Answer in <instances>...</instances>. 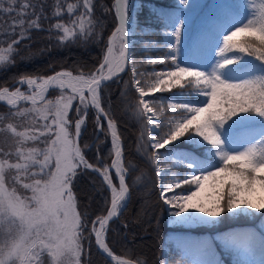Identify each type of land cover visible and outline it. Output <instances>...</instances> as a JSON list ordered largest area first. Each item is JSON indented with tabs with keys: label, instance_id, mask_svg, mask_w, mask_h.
I'll return each mask as SVG.
<instances>
[{
	"label": "snow or ice",
	"instance_id": "snow-or-ice-1",
	"mask_svg": "<svg viewBox=\"0 0 264 264\" xmlns=\"http://www.w3.org/2000/svg\"><path fill=\"white\" fill-rule=\"evenodd\" d=\"M183 2L187 3V0ZM7 4L8 7H4V0H0V13L10 16L15 13V16L4 30V35L16 34V28L19 27V36L23 39L28 29L41 27L38 15L36 19L25 20V17L36 14L35 5L31 0H7ZM127 4L128 0H115L113 7L118 26L109 38L107 54L95 73L74 76L71 72H58L39 83L36 79L25 77L20 83L33 89L31 95L21 92L20 88L12 92L7 87L0 89V101H6L12 108L17 109L13 115L35 111L44 121H48L51 116L50 122L31 130L26 128L24 131H18L10 123L3 129L12 133L16 146L14 152L0 149V219L7 220L6 230L0 232V264H45V253L49 257L48 264H82V242L87 238L86 232L95 235L97 246L106 252L115 264H136L134 261L113 256L103 238L107 221L121 211L129 192L125 184L126 169L121 163L122 145L115 122L108 119L107 128L110 130L112 153L115 156L112 167L118 175L119 189L113 185L108 167L101 169L89 163L78 144L89 106L97 110L96 127L103 130L100 116H107L108 113L100 103L101 81L111 79L118 71H124V65L130 59L127 46ZM78 6H82L84 11L76 17L73 24H78L79 32L87 37L95 27L91 19L92 0H81L80 5L67 4L68 13L74 12ZM261 9L259 18H256L254 10L253 18L246 25L225 36L224 47L220 49L221 56H225V52L232 48H238L242 53L264 60V3L261 4ZM60 12L58 7L56 15H60ZM85 17L88 18L87 31ZM53 28L62 32L58 37L61 42L78 35L77 31L62 23H56ZM242 34L250 39L237 40ZM175 35L178 44L179 29ZM257 42L259 47L256 46ZM16 43L18 41L13 39L6 49H0V64L12 63L13 45ZM168 59L175 63V57ZM164 62L163 59L148 60V63L153 65ZM232 63L233 60L225 59L220 67ZM105 70L108 75H104ZM131 71L140 97L136 105L137 113L150 126V146L157 153L190 132L198 134L209 144L222 148L223 141L217 132L218 126H223L238 113L255 112L264 116V77L229 83L215 73L209 75L177 65L171 71L154 73L153 82L149 87H144L138 78L142 74L137 72L134 65ZM184 78H191L187 83L202 89L209 100L203 107L189 108L190 116L173 117L168 121L170 130L163 138L157 137L153 135L151 128L161 126L156 123L157 112L160 110L147 98L165 89L170 90L173 85L183 87ZM49 87L61 90L55 100H45ZM65 89H69L71 94L65 93ZM20 101H30L32 108H18ZM38 101H44L42 108H37ZM74 101L78 102L75 110L77 117L72 120L69 118V112ZM169 107L178 109L187 106L170 104ZM53 136L54 139L51 138ZM37 141L45 147H24L28 142L35 144ZM217 155L223 161L222 166L206 173L191 175L182 181L189 186V194L167 196L166 193L173 191V184L161 183L160 195L164 203L175 210L176 218L190 210L216 218L226 212L232 213L242 205L246 209L264 210V142L237 153L221 150ZM154 159L159 160V156L156 155ZM80 168L99 172L112 191L111 207L107 216L97 217L90 229L82 213L77 211L72 187ZM156 169L159 173V164ZM9 180L13 185L22 184L32 195L21 197L15 187L9 188ZM25 180L30 182L26 183ZM175 186L180 187V182ZM192 186L197 190L193 191ZM206 186L211 187V192L207 198H200ZM230 242L235 244L236 240L232 239ZM139 264H143V261H139Z\"/></svg>",
	"mask_w": 264,
	"mask_h": 264
},
{
	"label": "trees",
	"instance_id": "trees-1",
	"mask_svg": "<svg viewBox=\"0 0 264 264\" xmlns=\"http://www.w3.org/2000/svg\"><path fill=\"white\" fill-rule=\"evenodd\" d=\"M134 1H130V17ZM190 1L187 0V3ZM138 2L139 6L135 8V14L139 25L146 24L154 27L155 30L166 25L167 20L175 22L184 10L181 5L173 3V0H139ZM31 3L35 5L36 14L25 17V20L36 19L38 15L40 17L38 23L41 27L28 29L23 39L19 36L21 31L19 27L16 28V34L4 35V30L12 22L15 13L11 16L0 13V49H6L13 39L18 41L13 45L12 63L0 64V88L9 86L20 78L49 76L61 68L83 74L97 70L105 56L109 35L117 25L113 7L115 0H92L91 19L95 27L92 34L87 37L79 32L78 24H73L76 17L83 13V7L78 6L72 13L67 11V4L80 5L81 0H31ZM4 7H8L7 0H4ZM16 7H19V3ZM58 7L61 9L60 15H56ZM236 10L240 11L238 8ZM225 11L226 9L222 10L223 14ZM87 19L84 18L85 31L88 29ZM56 23H62L77 31L78 35L65 42L59 41L58 37L62 32L53 28ZM210 29L207 34L215 30L213 25ZM201 33H195L192 37L193 42L188 44V50L186 49V54L183 56L186 61L191 59L197 62L208 61V54L213 48L215 37L204 35V31ZM155 36L159 40L162 39L160 32H156ZM245 39L250 38L245 35L237 38L239 41ZM256 46L259 47L258 42ZM232 56H235L234 63L222 67L226 80L264 77V60L242 53L238 48L226 51L225 56L222 57ZM177 57L182 58L179 53ZM16 85L15 83L13 87ZM60 92L58 89H52L46 100L56 99ZM139 99L130 69L116 79L105 82L100 88L101 105L110 119L117 124L124 144V166L128 170L126 180L130 189L127 205L110 222L106 238L108 246L118 255L138 263L143 261V264H172L175 258L169 259V254L171 255L173 251L178 254L181 250L201 259L202 264H249L243 258H239L238 249H222L220 238H229L235 239L241 246L248 244L253 252V259L264 261V231L259 226V222L264 218V210L251 218L241 217V220L222 218L213 227L203 229H179L169 224L165 203L160 195L158 174L153 160L154 149L149 144L145 120L138 115L136 109ZM43 103L44 101L40 104ZM77 106L78 102L75 101L69 112V118L72 120L77 117L75 111ZM17 107L31 109L32 104L23 102ZM16 111L17 109L0 102V149L4 151L14 152L16 146L12 133L3 131L7 124H12L18 131H24L26 128L31 130L51 121L50 116L48 121H44L35 111L13 115ZM97 115L96 110L89 109L85 124L81 128L79 144L86 159L95 167L103 169L110 165L114 154L107 122L101 115L100 123L103 125V130H98ZM227 122L233 126V130L238 129L236 136L242 137L256 131L261 134L260 142H264V116L255 112L238 113ZM33 146L45 147L39 141L24 145L25 148ZM168 147L181 150L187 157H203L202 147L193 148L186 143ZM12 159L14 160V157ZM113 177L117 183L115 175ZM8 186L15 187L21 197L31 196V191L25 190L22 184L13 185L9 180ZM72 187L77 210L82 213L90 229L97 217L102 218L108 212L111 191L98 172L83 168L77 171ZM6 226L7 221L0 222V232L6 230ZM85 236L87 238L82 242V264H115L99 251L94 234L89 235L86 232ZM166 245L170 250H165ZM44 259L45 264H48L49 257L46 253Z\"/></svg>",
	"mask_w": 264,
	"mask_h": 264
},
{
	"label": "rangeland",
	"instance_id": "rangeland-1",
	"mask_svg": "<svg viewBox=\"0 0 264 264\" xmlns=\"http://www.w3.org/2000/svg\"><path fill=\"white\" fill-rule=\"evenodd\" d=\"M138 1L139 0L134 1V10H132V22H134L135 26L132 31L133 40L131 42L130 49V70L134 65L137 69V72L142 74L138 78L141 80V83L144 87H149L153 82L154 73L171 71L177 65L180 67L201 71L209 75L215 73L216 75L220 76L221 79L229 83H239L240 81L244 80L243 78H231L230 81H228L224 78L223 68L220 67V65L223 64L225 59L233 60L235 59V56L223 58L221 56L220 49L224 47L225 36L230 35L231 32L235 31L237 28L246 25L249 20L253 18L254 10L256 12V18H259L260 12L262 10L261 4L264 3V0H191L190 3H184L183 0H173V3L184 7V10L181 11L175 22H170L167 20V24L157 30H155L154 27L146 24L142 26L139 25V21L135 14V8L139 6ZM237 8L240 11L237 12ZM223 9H226L225 14L222 12ZM211 25H213L215 30L210 32L211 34H207L209 31H211ZM177 29L180 30L178 44L175 35ZM202 31L205 32L204 35H211V38L215 37L213 48H211L208 54V61L197 62L193 59L186 61L183 56L186 54V49L188 50V44L193 42L192 37L195 33L200 32V34H202ZM156 32H160L162 35L161 40L155 36ZM241 36H243V34ZM176 53L177 55L179 53L182 58L178 59ZM170 57H175V63H172L171 59H168ZM149 59H163L165 62L153 65L148 63ZM37 79L41 80L43 78L37 77ZM188 79L191 78L182 79L183 87L173 85L170 90L165 89V91L156 93L147 98L152 100L154 106L160 110L157 112L156 123L160 124L161 126L158 128H151L153 135L163 138L170 130L168 123L169 120H171L173 117L184 118L190 116L191 113L188 111L189 108L203 107L208 102L209 97L204 94V91L191 84H188ZM26 87L27 88H24L25 92H29L26 91L28 89L27 85ZM134 87L136 88L135 83ZM55 89L60 90L59 88ZM64 91L67 94H71L70 90L68 89H65ZM49 93L46 95L45 100L47 97H49ZM23 102L24 101H20L19 104ZM42 102L43 101H38L37 108H42L44 104H40ZM170 104L184 105L187 107L173 109L169 107ZM149 130L150 126L146 124L147 135ZM237 130L238 129L233 130V126H231L227 121L223 124V126L217 127V132L223 141L222 148H217L216 146L209 144L207 141H204L203 138L198 134L190 132L184 137H181L177 141L161 149L159 153L154 150L153 160L155 163L159 164L160 167L159 173L157 172L159 176V186L161 187L162 182L173 184V191L166 193V195L172 196L173 194H189V186L183 184L182 181L191 175L206 173L207 171L215 170L217 167L222 166L223 161L220 156L217 155L218 151L223 150L229 153H237L246 150L248 147L254 144L261 143L260 133L255 131L252 134L241 137V135L236 136ZM54 138L55 137L53 136L52 139ZM180 143H186L191 145L193 148L202 147L201 155L206 158L204 159L201 155L199 158L187 157L181 152V150L168 147ZM156 155L159 156V160L154 159ZM199 160H201V163ZM157 164H155V166ZM177 182H180V187L175 186ZM192 190L195 191L197 189L195 186H192ZM210 192L211 187L206 186L205 191L201 193L200 198H207ZM30 195H32V193ZM244 207L245 206L242 205L241 208L234 210V212H226L216 218L206 217L204 214L197 213L194 210H190L188 213L183 214L180 218H176L174 216L175 210L171 209L170 206L165 203L167 220L169 224L179 229L209 228L218 224L222 218H226V220H241V217L251 218L256 213L262 211L246 209ZM2 221L7 220L0 219V222ZM259 226L264 231V218L259 222ZM230 241L231 239L229 238H220L222 249H238L239 258H243L246 263H264L263 260H257L256 258L253 259V253L248 244L241 246L238 243L233 244ZM165 248H167L166 250H170L168 245H166ZM171 255L169 254V259L170 257H173V259L175 258V262L172 264H202L201 259L193 257L183 250L179 251L178 254L173 251Z\"/></svg>",
	"mask_w": 264,
	"mask_h": 264
},
{
	"label": "water",
	"instance_id": "water-1",
	"mask_svg": "<svg viewBox=\"0 0 264 264\" xmlns=\"http://www.w3.org/2000/svg\"><path fill=\"white\" fill-rule=\"evenodd\" d=\"M131 23H133L132 22V19L130 20L129 19V15H128V13H127V18H126V24H127V29H128V31L131 29V27H130V24ZM117 26H118V19H117ZM117 26H116V28H117ZM115 28V29H116ZM115 29H114V31H115ZM113 31V32H114ZM113 32L110 34V36H109V38L111 37V35L113 34ZM108 41H109V39H108ZM127 46H128V56L130 57V49H131V41H130V38H129V36H127ZM106 54H107V52H106ZM105 54V55H106ZM103 62V61H102ZM130 61L128 60L127 61V63H125V65H124V71H118V72H116L113 76H112V78L111 79H107V80H102L101 81V85L102 84H104L105 82H108V81H111V80H113V79H115V78H117L118 76H120L121 74H123L125 71H127V69H128V67H129V63ZM58 72H71L73 75H78V74H76V73H74L72 70H70V69H60V70H58V71H56V72H54L52 75H54V74H56V73H58ZM96 71H94V73H95ZM106 72H107V70H106ZM52 75H50V76H52ZM108 75V74H107ZM31 78H33V79H37V77H31ZM15 83H12L11 85H9V86H6L9 90H13V89H11L12 88V86L14 85ZM20 85H22V84H20ZM3 88H5V87H3ZM56 88V87H55ZM0 89H2V88H0ZM14 89H16V88H14ZM48 93V92H47ZM47 93L45 94V96L47 95ZM0 102H2V103H4V104H6V105H8L7 104V102L6 101H0ZM18 105H19V103H18ZM8 106H10V105H8ZM102 106V105H101ZM11 107V106H10ZM90 107V106H89ZM89 107L87 108V112H88V110H89ZM92 107V106H91ZM94 108V107H93ZM95 109V108H94ZM103 116V115H102ZM86 117V116H85ZM104 117V119L106 120V122H107V120L109 119L108 118V115L107 116H103ZM119 135V134H118ZM120 141H121V145H122V148H123V142H122V140H121V138H120ZM78 144H79V138H78ZM115 159V156L113 157V159H112V161ZM123 161H124V153H123V149H122V156H121V163L123 164V166H124V163H123ZM124 168H125V166H124ZM109 173H111V171H113V172H115V169L112 167V162H111V165L109 166ZM126 169V168H125ZM115 174H116V176H117V179H118V175H117V173L115 172ZM127 174H128V172H127V170H126V173H125V184L127 185V182H126V176H127ZM101 175V174H100ZM102 176V175H101ZM118 181H119V179H118ZM128 186V185H127ZM109 187V186H108ZM129 189V188H128ZM129 197H130V190H129V192H128V196L126 197V203H125V205H124V207L126 206V204L128 203V200H129ZM110 207H111V205H110ZM123 207V208H124ZM122 208V209H123ZM121 209V210H122ZM109 210H110V208H109ZM108 210V211H109ZM108 213V212H107ZM119 214V213H118ZM118 214L116 215V216H118ZM105 216H107V214L106 215H104V217ZM115 216V217H116ZM114 217H112L111 219H109L108 221H107V224H106V229L108 230V227H109V224H110V221L113 219ZM97 227H99L98 225H97ZM107 230H106V232L103 234V238H104V240H105V242H106V235H107ZM95 236V235H94ZM95 242H96V238H95ZM96 245H97V243H96ZM97 248L99 249V251L101 252V253H103L107 258H108V260H110L111 262H113V263H115V261L106 253V252H104L102 249H100L98 246H97ZM109 248V247H108ZM110 249V248H109ZM110 251L112 252V255L113 256H119V257H121V258H123V259H125V260H131V261H134V262H136L135 260H132V259H129V258H125V257H123V256H120V255H118L117 253H115L114 251H112L111 249H110ZM136 264H139L138 262H136Z\"/></svg>",
	"mask_w": 264,
	"mask_h": 264
},
{
	"label": "bare ground",
	"instance_id": "bare-ground-1",
	"mask_svg": "<svg viewBox=\"0 0 264 264\" xmlns=\"http://www.w3.org/2000/svg\"><path fill=\"white\" fill-rule=\"evenodd\" d=\"M130 1H131V0H128L127 9H126L127 13L129 12V9H130ZM116 18H117V17H116ZM129 19L131 20V19H132V16H131V17L129 16ZM116 26H117V25H116ZM134 26H135V25H134V22L131 23V24H130L131 29L128 31V36H129L131 42H132V40H133V39H132V31H133V29H134ZM117 55H118V53H117ZM129 61H130V59H129ZM128 64H129L128 69H130V62H129ZM61 69H67V68H61ZM128 69H127V70H128ZM59 70H60V69H59ZM57 71H58V70H57ZM55 72H56V71H55ZM125 72H126V71H125ZM52 74H53V73H52ZM52 74H50V75H52ZM107 74H108V73H107L106 70H105L104 75H107ZM50 75H49V76H50ZM54 75H55V74H54ZM54 75H52V76H54ZM49 76H45V77H42V78L44 79V78H47V77H49ZM74 76H75V75H74ZM31 77H33V76H31ZM23 79H24V78H20V79H18L17 81H15V83L17 84V85L15 86V88H20L21 92L25 93L26 95H31L33 89H30V88L28 87V89H27L26 91H29V92H25L24 88H27V87H26L27 84H22V83H20V81H22ZM36 80H37V82L39 83L42 79H41V80L36 79ZM20 84H22V85H20ZM27 86H28V85H27ZM52 88H53V87H49L47 92L49 93L50 90H51ZM53 89H55V88H53ZM68 90H69V89H68ZM9 91L12 92V91H15V89H13V90H9ZM47 92H46V93H47ZM46 93H45V94H46ZM48 93H47V94H48ZM86 95H88V93H86ZM45 97H46V96H45ZM29 102H30V101H29ZM108 118L110 119L109 116H108ZM115 124H116V123H115ZM116 127H117V124H116ZM117 133L119 134L118 127H117ZM119 136H120V135H119ZM120 138H121V136H120ZM79 139H80V137H79ZM121 140H122V138H121ZM122 142H123V141H122ZM79 146H80V144H79ZM123 147H124V144H123ZM80 148H81V147H80ZM122 149H123V148H122ZM123 153H124V151H123ZM87 161H88V160H87ZM88 162H89V161H88ZM89 163H90V162H89ZM154 164H157V163L154 162ZM110 165H111V163H110ZM110 165H109V166H110ZM109 166H108V168H109ZM155 167H156V166H155ZM159 168H160V167H159ZM78 170H79V169H78ZM78 170H77V171H78ZM156 170H157V169H156ZM98 173H99V172H98ZM99 174H100V173H99ZM109 175H110V177H111V179H112L113 185H115L116 188L119 189V181H118V179H117V176H116L115 172L111 171V173H109ZM113 175H115V177H116V179H117V183L115 182V179H114ZM158 177H159V176H158ZM126 179H127V177H126ZM159 180H160V179H159ZM105 182H106V181H105ZM126 182H127V180H126ZM106 184H107V182H106ZM127 185H128V184H127ZM107 186H108V185H107ZM159 187H160V186H159ZM108 188H109V187H108ZM128 188H129V186H128ZM160 188H161V187H160ZM109 189H110V191H111V188H109ZM129 190H130V189H129ZM111 198H112V191H111ZM129 198H130V197H129ZM128 201H129V200H128ZM110 205H111V200H110ZM109 208H110V206H109ZM123 209H124V208H123ZM123 209H122V210H123ZM122 210H121V211H122ZM121 211L119 212V214L121 213ZM119 214H118V215H119ZM116 217H117V216H116ZM114 218H115V217H114ZM114 218H113V219H114ZM113 219H112V220H113ZM112 220H111V221H112ZM111 221H110V222H111ZM109 225H110V224H109ZM105 243H106V242H105ZM106 245H107V243H106ZM107 247H108V245H107ZM166 249H167V248H165V250H166Z\"/></svg>",
	"mask_w": 264,
	"mask_h": 264
}]
</instances>
